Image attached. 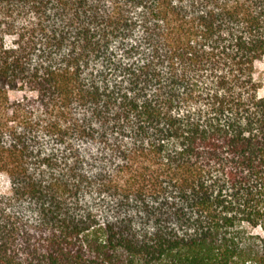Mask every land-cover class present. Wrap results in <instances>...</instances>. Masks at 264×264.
Masks as SVG:
<instances>
[{"label":"trees","instance_id":"obj_1","mask_svg":"<svg viewBox=\"0 0 264 264\" xmlns=\"http://www.w3.org/2000/svg\"><path fill=\"white\" fill-rule=\"evenodd\" d=\"M263 58L264 0H0V264H264Z\"/></svg>","mask_w":264,"mask_h":264},{"label":"rangeland","instance_id":"obj_2","mask_svg":"<svg viewBox=\"0 0 264 264\" xmlns=\"http://www.w3.org/2000/svg\"><path fill=\"white\" fill-rule=\"evenodd\" d=\"M256 73L259 78L262 80V88L260 89L259 95L264 97V58L256 63ZM25 95L22 92H10V98L12 100H21V98ZM26 95H31L26 93ZM11 192V183L9 177L0 173V194L6 195Z\"/></svg>","mask_w":264,"mask_h":264}]
</instances>
